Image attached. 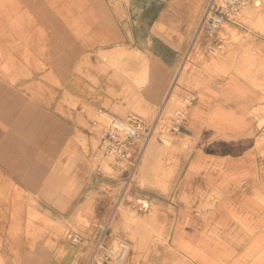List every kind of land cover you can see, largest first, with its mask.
Segmentation results:
<instances>
[{
    "label": "crops",
    "instance_id": "1",
    "mask_svg": "<svg viewBox=\"0 0 264 264\" xmlns=\"http://www.w3.org/2000/svg\"><path fill=\"white\" fill-rule=\"evenodd\" d=\"M3 1L0 0V179L6 180L17 195L26 190L20 180H33L30 183L34 189H28V193L44 196L38 202L45 205V212H66L74 204L84 203V188L69 181L73 177L68 170L72 160L67 155L82 128L83 105L91 109L108 105L110 110L121 104L128 115L132 109L147 111L155 107L152 120L143 118L146 122H152L161 110L168 119L173 110L164 112L165 91L183 60L194 51L208 54V40L200 29L207 0H75L73 10L59 11L60 21L54 27L51 10L46 6L51 0H7L11 1L9 5ZM261 5L262 0L257 5L253 0L241 18L248 22L264 19V11L256 10ZM199 16L200 23L192 32L189 27L197 23ZM230 24L235 22L225 25ZM226 35L222 28L214 41L219 52L230 38ZM246 50L254 58L253 64H261L260 54L254 49ZM118 51L126 57L111 68L104 53H109V58L118 57ZM132 52L145 56L148 77L144 85L138 86L125 71L138 66L127 64V53ZM194 94L196 102L188 110L183 131L198 138L209 132L223 143L245 138L250 126L248 111L229 107L224 94L210 113L205 100ZM69 100L75 101L76 107L65 102ZM195 159L191 162L199 159L229 164L223 165L220 172L223 181H207L211 180L207 175H212L207 171L201 182L204 193L225 197L210 207L173 208L174 256L186 259L188 264H264V219H258L253 198L259 178L258 158L244 153L235 157L199 155ZM156 179L162 182L161 177ZM57 196L59 206L54 205ZM140 204L142 209H149L146 201ZM38 209H30V219L36 213L50 219V214ZM182 210L191 212L189 220L182 217ZM153 220L152 216L141 225L149 226ZM89 228L88 236L82 235L92 243L99 236V225L91 222ZM164 252L157 247L155 257L149 256L144 264H167Z\"/></svg>",
    "mask_w": 264,
    "mask_h": 264
},
{
    "label": "rangeland",
    "instance_id": "2",
    "mask_svg": "<svg viewBox=\"0 0 264 264\" xmlns=\"http://www.w3.org/2000/svg\"><path fill=\"white\" fill-rule=\"evenodd\" d=\"M74 1L51 0L46 3L51 10L53 27L58 26L60 21L59 11L73 10ZM9 2L3 1L4 5L11 4ZM248 10L250 8L243 14ZM256 10L264 11V0ZM243 14L234 19L235 24L223 27L225 35L228 34L230 38L225 42L222 52L211 55L194 51L187 60L185 57L173 82L165 91L163 102L168 101L166 112L169 113L179 105L182 97L196 93L199 100H205V106L211 113L212 108L217 107L221 98L227 95L229 107H237L246 113L248 111L246 116L250 126H247L249 131L244 134L245 138L223 143L216 141L218 137L210 136L209 132L198 138L182 131L170 136L168 145L149 144L131 172L127 162L95 159L100 133L91 126V120L94 112L100 108L91 109L83 105L85 115L82 128L76 135L75 145L69 146L67 155L72 160L68 170L73 177L69 181L84 188L81 198L84 203L79 206L74 204L73 209L66 212H45V205L38 202L44 196L28 193V189H34L33 183H30L33 180H20L26 190L17 195L12 193L6 180L0 179V264H87L92 243L87 241L82 246L73 245L67 236L73 231L88 236L91 222L99 225V236L106 232L108 238L116 237L130 244L131 251L126 264H144L149 256L155 257L157 247L165 249L167 264H188L186 259L175 257L172 251L171 233L176 228L172 221L175 217L173 208L178 205L198 209L210 207L225 197L221 194H206L201 185L205 178L204 172L207 171L212 173L211 176L207 175L211 179L207 181H223L224 176L220 172L224 164L219 161L202 162L199 159L191 162L199 155L235 157L245 153L256 156L259 178L253 189V198L259 211L258 219H264V19L248 22L241 18ZM200 20L201 16L195 25L189 27L192 32ZM246 48L260 54L258 62L261 64H253L254 58ZM103 69L108 68L103 66ZM101 72L104 73L102 69ZM230 85L233 87L226 91ZM65 102L72 107L77 104L71 100ZM101 109L118 118L128 115L127 109L121 104L115 105L111 111L108 105ZM156 109H132L129 114L152 120ZM260 122H263L262 125ZM157 177H161L162 182L158 183ZM59 198L57 196L55 206ZM142 201L147 202L148 210L141 208ZM34 207H40L38 210L43 214H50V219L38 213L30 219V209ZM180 214L186 220L192 215L185 210L180 211ZM152 216L154 220L151 225H141L142 221Z\"/></svg>",
    "mask_w": 264,
    "mask_h": 264
},
{
    "label": "built area",
    "instance_id": "3",
    "mask_svg": "<svg viewBox=\"0 0 264 264\" xmlns=\"http://www.w3.org/2000/svg\"><path fill=\"white\" fill-rule=\"evenodd\" d=\"M252 2L253 0H207L200 29L204 30L208 40L206 51L209 54L215 55L218 52L214 41L223 26L233 23ZM195 102L196 95L188 94L181 98L168 119H165L161 110L150 123L131 114L120 122L111 112L97 109L91 120V126L100 133L95 159L127 162L132 172L150 143H163L166 136L177 135L183 131L188 120V110ZM67 238L73 245L82 246L87 243L86 238L79 232H70ZM130 251L127 241L116 237L108 238L104 232L92 242L87 264H126Z\"/></svg>",
    "mask_w": 264,
    "mask_h": 264
},
{
    "label": "bare ground",
    "instance_id": "4",
    "mask_svg": "<svg viewBox=\"0 0 264 264\" xmlns=\"http://www.w3.org/2000/svg\"><path fill=\"white\" fill-rule=\"evenodd\" d=\"M254 2H255V5H257L258 3H257V1L256 0H254ZM250 7V6H249ZM248 7V8H249ZM247 8V9H248ZM247 9H245L243 12H242V14L247 10ZM119 52V51H118ZM112 54V53H111ZM104 55L105 56H107L108 57V60L106 61V63L112 68V67H116V66H118L119 64H118V59H120V58H122L123 56H125L126 57V55H125V53L123 52V51H121V52H119L118 53V57H113L112 55H110V58H109V53H107V52H105L104 53ZM116 55V54H115ZM122 60H124L123 58H122ZM146 59H145V56H143V55H140L139 53H137V52H132V53H127V64H129L130 62L131 63H133V64H135V63H138V66L137 67H131V68H128L127 70H125V71H127V76L128 77H130L133 81H134V83H136L138 86H140V85H144L146 82H147V73H148V66H146V61H145ZM123 62H125V61H123ZM120 63V62H119ZM114 69V68H113ZM117 69H119V67L117 68ZM116 70V69H115ZM123 70V69H122ZM120 71V70H119ZM123 72H124V70H123ZM167 103H168V101H167ZM167 103H166V105H165V110H164V112L166 111V107H167ZM167 113V112H166ZM126 116L127 115H125L123 118H118V117H116L117 118V120L118 121H120V122H122L125 118H126ZM170 136H172V135H169V136H166L164 139H163V145H168V144H170ZM151 144V143H150ZM147 148V147H146ZM108 160H111V159H108ZM112 161V160H111Z\"/></svg>",
    "mask_w": 264,
    "mask_h": 264
}]
</instances>
